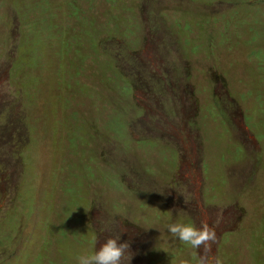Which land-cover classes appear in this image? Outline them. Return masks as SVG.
<instances>
[{
    "label": "rangeland",
    "instance_id": "obj_1",
    "mask_svg": "<svg viewBox=\"0 0 264 264\" xmlns=\"http://www.w3.org/2000/svg\"><path fill=\"white\" fill-rule=\"evenodd\" d=\"M41 1L0 0V264H66L70 249L91 253L109 236L129 242L131 264H197L199 251L166 225L205 220L213 257L229 233L221 260L259 264L264 166L254 177L251 158L263 127L264 0H80L105 25L80 48L65 34L76 21ZM25 7L55 15L37 67L17 54ZM119 46L139 80L153 73L162 86L120 96L109 66L129 69L115 61ZM121 107L133 143L106 128Z\"/></svg>",
    "mask_w": 264,
    "mask_h": 264
},
{
    "label": "trees",
    "instance_id": "obj_2",
    "mask_svg": "<svg viewBox=\"0 0 264 264\" xmlns=\"http://www.w3.org/2000/svg\"><path fill=\"white\" fill-rule=\"evenodd\" d=\"M5 1L6 3H9L13 8H16L18 6L19 0H1ZM79 1L80 0H52L50 3V0H42L41 2L47 3L49 6V9L54 10L56 8L57 14L59 15V12L65 13L68 21H73L75 20L76 23L72 25H68L67 28L65 29V34H67L75 43L77 44L78 48L81 47V43L84 42L85 40H88L89 42L92 40V28H96L97 30H104L105 25L103 23H100L97 21V19L92 16V14H86V12L79 6ZM108 2H113L115 0H107ZM55 2L57 3L56 6H54ZM26 9L20 13V16L17 17V22L18 25L20 24V32L21 36L17 40V44L21 42V47L19 49V52L17 54L22 55L24 58L28 59V62L26 61L27 64L32 65L37 67L38 65V60H39V52L43 48V40H44V35L48 36H53L55 33L53 30H56L57 26L54 24L55 23V15L54 13L44 16V17H38V14L36 12V8H33L32 10H28L27 7ZM47 29V31L45 30ZM46 33V34H45ZM128 34H125V37H127ZM128 49L127 47H121L119 46L117 48V51L115 52L116 59L115 61H123V63L128 64V70L121 69L120 67L115 68L109 64L110 69L113 71L114 74V79L111 81L114 83V88L119 91L120 96L123 98H129L128 96H132L134 89H137L140 85L145 86V85H152V86H158L157 84L160 83V86H162V81L159 80V77H156L155 74H150L148 76L142 77L140 80L138 79L136 73H132V59L128 56H126L125 51ZM32 51L34 54L33 57L25 55L24 53H28ZM16 54V55H17ZM77 57H81L80 53H77ZM14 58L9 57L7 60V64L12 61ZM38 59V60H37ZM113 60V59H112ZM115 63V62H114ZM17 66L15 65L13 69H16ZM173 70H176L175 66H172ZM135 70H138L137 68ZM65 72V70H64ZM166 72H163L162 75H164ZM10 76V72H9ZM157 82V83H156ZM165 82H167V79H165ZM65 85L67 84L64 83ZM160 88L157 87L155 90L156 95L160 97ZM214 106L216 107L215 101H214ZM257 108L261 110L260 118L262 119L263 127L258 128L256 134L255 132V127H254V134H255V139L257 140V143L260 148V152L254 153L253 157L251 158L254 167H255V173L254 177L256 176V171L264 166V101L259 98L257 100ZM167 111L169 108L166 109ZM127 109L122 108L120 109V112L117 113L116 117H109L107 123H106V128L108 131L112 132V134L115 135V138L118 139L117 142H122V141H127L130 143V141L133 143V140L130 138V133H129V123L128 119L129 116L127 115ZM169 112V111H168ZM35 114V111H34ZM30 118V114L28 116V119ZM112 118L114 120H112ZM249 119H247V122ZM7 126L12 127V121H9ZM125 133V138L121 137L120 135ZM88 139H90L91 136L88 135ZM201 138V136H200ZM87 139V140H88ZM120 144V143H119ZM118 144V145H119ZM234 149L237 150V152L240 154V156L244 157L247 159V152L243 148V146L236 145ZM87 150H85L86 152ZM98 156L94 157L93 160H95ZM224 180V177L221 178ZM34 206V203H32ZM75 212V211H74ZM71 220L74 221L75 223L80 222L81 216L74 213L71 216ZM263 230H257L256 232H252V246L255 247L253 251V258L259 261V264H264V223L260 226ZM228 235H231L229 233L225 234L222 239H220V244L218 245L217 248V254L219 255V259L221 260L220 257H223V255L226 253V245L228 246L229 249H233L231 246L232 244L230 243ZM244 238V237H243ZM242 238V239H243ZM240 239V242L241 240ZM70 253L69 260H65L64 262L66 264H74V261L76 260L75 258V249H70L68 252ZM227 254V253H226ZM79 255V254H77ZM222 264H226L223 259L221 260ZM230 264H238V261H232Z\"/></svg>",
    "mask_w": 264,
    "mask_h": 264
},
{
    "label": "clouds",
    "instance_id": "obj_3",
    "mask_svg": "<svg viewBox=\"0 0 264 264\" xmlns=\"http://www.w3.org/2000/svg\"><path fill=\"white\" fill-rule=\"evenodd\" d=\"M169 112L171 111L170 107ZM167 231L172 238H176L191 249L199 251L197 264H222L218 257H213L212 245L217 241L216 229L205 220L197 227L194 223H168ZM133 253L129 242H120L119 237L109 236L99 248L91 253H84L76 257L77 264H131ZM180 264H189L181 260Z\"/></svg>",
    "mask_w": 264,
    "mask_h": 264
}]
</instances>
